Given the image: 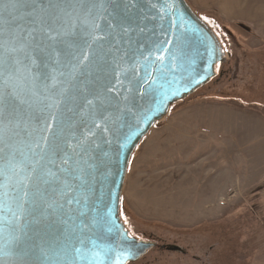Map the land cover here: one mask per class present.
Returning <instances> with one entry per match:
<instances>
[{"label":"snow or ice","instance_id":"6c2138e0","mask_svg":"<svg viewBox=\"0 0 264 264\" xmlns=\"http://www.w3.org/2000/svg\"><path fill=\"white\" fill-rule=\"evenodd\" d=\"M149 9L156 3L0 0V264H107L113 253L131 254L99 243L96 233L118 231L121 243L136 239L117 229L105 197L122 203L110 184L121 151L138 135L128 117L148 120L159 109L136 110L138 97L157 91L159 77L148 73L124 95L112 84L127 78L125 63H136L138 75L130 53L152 55L144 56L136 40L147 31L144 22L156 18ZM188 39L181 33L166 41L165 51L176 44L178 54L161 72L187 71L199 58L205 69L198 84L210 74L215 45L191 55L183 48ZM166 58L156 55L161 65ZM165 80L180 82L175 75ZM124 164L132 171L133 160Z\"/></svg>","mask_w":264,"mask_h":264},{"label":"rangeland","instance_id":"374dc122","mask_svg":"<svg viewBox=\"0 0 264 264\" xmlns=\"http://www.w3.org/2000/svg\"><path fill=\"white\" fill-rule=\"evenodd\" d=\"M186 2L221 60L130 157L120 218L155 245L126 264H264V0Z\"/></svg>","mask_w":264,"mask_h":264},{"label":"water","instance_id":"95a60500","mask_svg":"<svg viewBox=\"0 0 264 264\" xmlns=\"http://www.w3.org/2000/svg\"><path fill=\"white\" fill-rule=\"evenodd\" d=\"M150 2L156 3V9H149L148 14L150 16H155L156 18L149 19L144 22V26L146 27L147 31L137 35L136 40L139 46V51L143 52L144 56H149V53H152V55L149 56V59L145 60L139 55V52L136 53L134 58L130 53L128 59H134L136 62H138V75L132 71V68L137 67L136 63H133L131 68L129 67L128 63H125L124 67L129 69L127 71V78H122V83L120 84H117L116 80L113 78L112 84L116 86V94L124 95L127 94L126 90L136 89L138 87L137 81L143 83L144 79L150 78L147 75L148 73H151L154 77H159V83L153 85L157 91L154 93L150 92L142 99L138 97L136 110L143 111L149 105L155 109L158 103L159 109L149 113L151 118L148 120H137L132 116L128 117L132 132L138 135L132 142L127 144L124 150L121 151L120 160L113 169V175L111 177L113 183L110 184V187L112 188L113 193L118 194L119 197H121L122 187L127 172V168L124 164L125 158L130 160V157L140 140L148 133L150 128L157 120L166 115L173 102L189 94L214 75V66L221 60L220 49L214 33L192 11L186 0H150ZM165 5H172L173 9L168 10L167 14L160 13L158 10ZM161 15H163V18H161ZM173 21L182 27L173 28ZM191 29H196L195 35ZM181 33H185L189 37V39L185 41L183 45L185 53L195 55L197 50H199L201 53H204L205 44L214 43L215 45L214 63L208 69L210 74L207 75L206 79L201 80L198 84L195 82V80L199 78L197 73H204L205 69V65L200 61L199 58L193 67L187 69V71H178L177 73H172L171 71H164L163 73L161 72L162 67H166L168 69L171 68L172 54H178V45L176 44L171 47V52L165 51L169 47L166 41L168 39L174 38L175 36H180ZM136 46L137 45H133L134 48ZM157 49H159V52ZM161 53L167 57L164 60L163 65H161L159 61L156 60V55ZM204 59L206 60L207 57L205 56ZM153 69H155V71H153ZM174 75L180 82L169 85V83L166 82L165 77L168 81H171ZM161 84L164 85L163 88L160 87ZM173 90H177L175 95H173ZM165 96H167V99H164ZM116 147L117 146L114 143L113 150H115ZM105 202L113 210L112 219L116 223L117 229L122 227V229L126 231L128 235L132 236L120 218V201H117L114 195L111 199L105 197ZM96 235L100 237L98 240L99 243H102L113 249L126 248L131 253L127 257H119L113 253L107 264H126L130 261H135L149 248L154 246L153 242L139 240L137 238L134 241L121 243L125 240V238L120 236L118 231H113L111 233L107 231L103 233L97 232ZM171 249L177 250L179 247L173 246Z\"/></svg>","mask_w":264,"mask_h":264},{"label":"trees","instance_id":"16d2710c","mask_svg":"<svg viewBox=\"0 0 264 264\" xmlns=\"http://www.w3.org/2000/svg\"><path fill=\"white\" fill-rule=\"evenodd\" d=\"M148 241H150V240H148ZM150 242H153V241H150ZM154 243V242H153ZM154 245H155V243H154ZM162 246V245H161Z\"/></svg>","mask_w":264,"mask_h":264}]
</instances>
